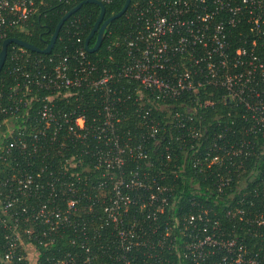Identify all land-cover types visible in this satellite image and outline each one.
I'll use <instances>...</instances> for the list:
<instances>
[{"label": "built area", "instance_id": "1", "mask_svg": "<svg viewBox=\"0 0 264 264\" xmlns=\"http://www.w3.org/2000/svg\"><path fill=\"white\" fill-rule=\"evenodd\" d=\"M56 1L74 6L77 0ZM45 4L44 0H0V42L11 38L8 36L13 32H24L27 22ZM126 19L127 30L106 43L105 59H89L78 37L68 53H48L43 57L33 56L16 44L8 45L5 60L13 82L6 101L11 105L0 104V124L14 118L30 100L41 103L30 140H10L0 157L4 159L15 151L16 155H25L24 166L29 168L33 156L41 159L51 155L36 144L42 141L37 140L38 136L47 130L54 135L64 127L80 139L67 140L69 146L85 145L84 154L92 160L95 157L105 171L119 169L133 149L143 157L140 143L148 141L133 140L132 144L137 143L130 148L131 140H118L114 129L123 123L128 108L145 125L153 107L159 110L162 103L174 102L181 96H210L212 92L207 89L216 87L221 90L222 102L239 107L236 115L243 123L239 129L250 136L249 140L221 141V149L228 159H253L255 167L248 177L251 175L255 184L252 196L261 208L245 214L236 202L225 214L244 227L247 237L264 241V0H135L126 10ZM75 23L69 21L64 31ZM34 90L43 91V96H36ZM82 90L100 100L102 117L94 135L93 127L91 132L87 130L82 115L66 113L56 104L58 100L75 102ZM1 97L0 93V100ZM211 104L205 99L201 107ZM148 126L153 138L155 124L149 120ZM87 134L100 144L94 152L93 140H83ZM45 141L48 145L58 142L54 156L61 157L65 152V140ZM152 141L158 144L160 140ZM77 157L67 153L59 171L49 173L47 189L34 178L39 179L45 167H40L34 176L29 171L21 172L19 167L0 182L1 264H37L35 243L48 246L54 234L63 229H71L76 248L48 264H132V255L134 258L140 249L145 250L141 262L145 264L147 259L157 258L158 253L151 254L152 250L161 248L165 239L172 245L168 226L161 236L156 221H150L153 226L145 230V221L128 220L126 211L131 202L120 181L112 185L114 195H101L104 199L99 217L80 219L79 202L85 199L89 209L93 205V182L89 176L75 172L80 162ZM220 159L212 156L203 161L218 164ZM135 176L133 173L130 184L140 186ZM98 191H102L101 187ZM41 195L46 197L40 199ZM39 226L43 227L40 231L35 229ZM189 238L182 257L192 264H203L209 248L221 252L215 264H264V253L240 244L241 239L234 233L223 238L222 232L215 236L204 230L201 239Z\"/></svg>", "mask_w": 264, "mask_h": 264}, {"label": "trees", "instance_id": "2", "mask_svg": "<svg viewBox=\"0 0 264 264\" xmlns=\"http://www.w3.org/2000/svg\"><path fill=\"white\" fill-rule=\"evenodd\" d=\"M44 1L46 4L39 6L37 13L27 22L24 32H13L8 37L22 40L38 49H44L59 19L68 10L84 0H77L74 6L64 5L63 2L60 3L56 0ZM134 1L130 0L129 6ZM123 2L124 0H111L109 4H102L104 7L102 20L118 12ZM98 13L99 9L94 4H83L62 24L49 54L68 53L75 46L76 37L80 39L83 45ZM71 20L76 22L74 27L64 31L65 26ZM127 28L128 21L125 12L105 27L100 47L92 53L85 51L86 56L91 60L99 57L105 59L107 55L106 43L109 39L125 32ZM242 33L245 32L242 31ZM94 38L93 35L89 39V47L93 45ZM9 49L10 46H7L6 53ZM30 54L45 56L35 52H30ZM6 61L7 58L0 70V93L2 95L0 104L9 107L11 101H6V96L12 85V77L9 75ZM207 92H212V94L209 96L199 93L196 99L191 96H181L174 102L162 103L159 110L153 107L144 122L145 125H141L139 122L141 120L136 118L128 108L125 112V120L114 129L118 140H131L130 148L137 143L135 141L132 144L133 140L148 141L140 143L143 157H138L136 155L138 150L133 149L129 156H125L124 163L119 169L105 171L95 157L92 160L84 154L85 145L69 146L70 142L68 143L67 140L80 139L67 133L66 128L63 127L54 135H51L52 130H47L42 136H38L37 140L42 141H38L36 144L44 146L43 150L51 155L48 156L47 154L44 158L41 156V159L33 156L30 158L31 167L29 168L24 166L26 162L23 157L25 155H16L15 151H12L9 156H3L4 159L0 157V182L10 171L18 170L19 167L21 172L29 171L33 176L40 167H45L46 169L40 174L39 179L34 177L45 187V183L50 178L49 173H57L59 164L67 153H74L78 155L77 159H80L75 172L89 176L93 182V205L89 209V203L85 199L79 202L78 217L80 219L89 220L94 217V220L99 217L104 199L101 195H114V192L111 191L112 185L116 181H120L122 183L120 187L128 194L131 202L126 211L128 220L145 221L143 223L145 230L153 226L150 221L152 223L156 221L161 236L165 233V226L170 228L167 233L172 239V245L165 239L161 248L154 247L152 250L151 254L158 253L157 258L147 259L145 264H192L182 257L184 247L190 242L189 235L194 239L195 237L201 239L204 236V230L215 236L222 232L223 238L234 233L241 239L240 244L252 251L259 249L264 253V241L247 237L244 227L242 228L241 225L230 220L225 214V211L236 202L241 205V208L246 212L245 214H251L258 208L261 209L257 198L252 196L255 184L252 183L251 175L248 177L255 167L253 159H238L236 156L228 159L221 149V141L249 140L250 136L242 133L239 129L240 125L243 124L236 115L239 107L222 102L220 99L221 90L216 87H209ZM32 93L38 97L43 96L41 90H34ZM79 97L75 102L70 100L65 103L58 100L56 104L66 113L74 111L75 115H82L87 130L91 132L93 127L94 135L95 125L100 123L102 117L100 100L96 95L91 96L84 90ZM205 99L210 100L212 104L202 108L201 102ZM40 103V100H30L14 118L4 116L7 121L5 124H0V156L3 155V150L10 140H30L29 133L35 129L34 119ZM149 120L155 124L153 129L156 131L153 138L149 136L152 129L148 126ZM45 140H65L64 150L66 153L63 152L61 157L54 156L55 150L59 149L58 142L48 145ZM83 140H93V152L100 147V144L94 141L96 139H92L88 134ZM152 140L160 141L158 144H154ZM26 149L29 151L31 148L27 146ZM52 151L53 153H51ZM212 156L221 158L218 164H208L209 161H203V158ZM196 159L198 161H194ZM133 173L136 174L135 177H137L140 186L130 184ZM99 187L102 189L101 192L98 191ZM45 197L41 195L40 199ZM35 202L36 200L32 203ZM189 218H192L191 223H189ZM42 228L39 226L35 229L40 231ZM54 237L48 246L35 243L38 252L37 264H48L50 261L60 258L63 253L71 254L74 252L77 240L72 242L71 229L60 230L58 234H54ZM146 243L148 244V242ZM2 246L3 239L0 235V254L3 250ZM144 251V249L137 251L134 258L132 255V264L143 263L142 260L145 258L142 252ZM220 255V251L209 248V254L203 264H215Z\"/></svg>", "mask_w": 264, "mask_h": 264}, {"label": "water", "instance_id": "3", "mask_svg": "<svg viewBox=\"0 0 264 264\" xmlns=\"http://www.w3.org/2000/svg\"><path fill=\"white\" fill-rule=\"evenodd\" d=\"M85 3H90V4H94L95 6L98 7L99 9V13L97 16V19L95 21V23L93 24V27L91 28L90 32L88 33L87 37L84 40L83 43V48L87 53H92L95 52L101 45L102 42V36H103V32L105 27L112 22L115 19H118L119 17H121L127 10L130 0H124L122 7L120 8V10L118 12H116L115 14H113L112 16L108 17L105 20H102L103 15H104V7L102 4H100L98 1L96 0H84L82 2H79L78 4H76L74 7H72L70 10H68L57 22L51 36L50 39L47 43V45L45 46L44 49H38L35 46H32L31 44H28L22 40H18L15 38H8L5 39L1 42L0 44V70L2 68V65L4 63L5 60V56H6V49L7 46L10 44H16L18 46H21L23 48H25L26 50L30 51V52H35V53H39V54H43L46 55L50 52L55 39L57 37V34L62 26V24L66 21V19L72 15L73 13H75L77 10H79V8L85 4ZM95 36L94 38V42L93 45L91 47L88 46V42L89 39L92 36Z\"/></svg>", "mask_w": 264, "mask_h": 264}]
</instances>
